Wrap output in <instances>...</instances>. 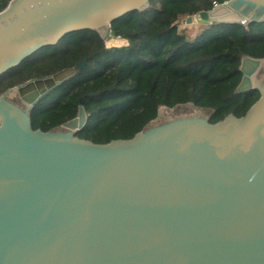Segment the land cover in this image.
Returning a JSON list of instances; mask_svg holds the SVG:
<instances>
[{
    "label": "water",
    "instance_id": "obj_1",
    "mask_svg": "<svg viewBox=\"0 0 264 264\" xmlns=\"http://www.w3.org/2000/svg\"><path fill=\"white\" fill-rule=\"evenodd\" d=\"M149 3L11 0L0 11V76L70 32L106 38L114 20ZM199 17L264 22V0H227ZM263 68L264 58L241 61L237 91L260 92L241 117L211 123L206 108L161 107L144 130L106 143L76 135L83 104L55 129L32 126L33 106L74 67L9 88L0 95V264H264Z\"/></svg>",
    "mask_w": 264,
    "mask_h": 264
},
{
    "label": "trees",
    "instance_id": "obj_2",
    "mask_svg": "<svg viewBox=\"0 0 264 264\" xmlns=\"http://www.w3.org/2000/svg\"><path fill=\"white\" fill-rule=\"evenodd\" d=\"M10 1L0 0V11ZM225 1L150 0L147 8L114 20L106 38L93 29L70 32L2 74L0 95L74 67L72 77L33 106L32 126L55 129L76 117L83 104L88 120L76 135L98 143L131 138L163 106L191 103L209 109L211 123L230 113L241 117L260 97L258 89L237 88L243 57L264 58V22L208 23L195 35L179 28L188 17ZM82 60L86 63L78 69Z\"/></svg>",
    "mask_w": 264,
    "mask_h": 264
},
{
    "label": "rangeland",
    "instance_id": "obj_3",
    "mask_svg": "<svg viewBox=\"0 0 264 264\" xmlns=\"http://www.w3.org/2000/svg\"><path fill=\"white\" fill-rule=\"evenodd\" d=\"M204 24H208L204 21H202L199 17V15H196L193 17V21L192 22H187V21H183L179 23V28L181 30H185L187 33H189L190 35H195L196 33H198V30L200 29V27ZM115 42H119L118 40H115ZM114 44L112 42H108V45ZM14 101H18L17 97H13ZM22 105H24L23 103H21ZM191 104V103H188ZM194 105V104H192ZM165 108L168 107H162L161 111L164 110ZM209 118V117H208Z\"/></svg>",
    "mask_w": 264,
    "mask_h": 264
},
{
    "label": "flooded vegetation",
    "instance_id": "obj_4",
    "mask_svg": "<svg viewBox=\"0 0 264 264\" xmlns=\"http://www.w3.org/2000/svg\"><path fill=\"white\" fill-rule=\"evenodd\" d=\"M188 22V21H187ZM264 68L258 73L257 77H258V80H263L264 79ZM20 104L23 103L25 104L20 98H18V101Z\"/></svg>",
    "mask_w": 264,
    "mask_h": 264
}]
</instances>
